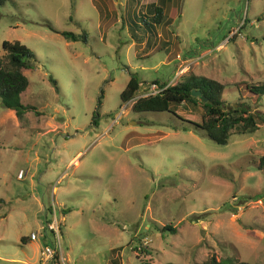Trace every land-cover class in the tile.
I'll use <instances>...</instances> for the list:
<instances>
[{
	"label": "rangeland",
	"instance_id": "rangeland-1",
	"mask_svg": "<svg viewBox=\"0 0 264 264\" xmlns=\"http://www.w3.org/2000/svg\"><path fill=\"white\" fill-rule=\"evenodd\" d=\"M155 1L0 5V43L17 40L35 57L21 98L33 109L17 120L0 103V264H43V238L20 237L42 232L51 203L67 264H192L209 254L264 264V173L255 164L264 123L220 144L187 124L198 103L176 106L181 120L132 111L148 94L143 84L119 99L129 73L167 83L192 73L223 83L234 106L235 83L264 84V0H160L149 35ZM180 60L191 61L173 78ZM242 100L264 114V95Z\"/></svg>",
	"mask_w": 264,
	"mask_h": 264
},
{
	"label": "trees",
	"instance_id": "trees-1",
	"mask_svg": "<svg viewBox=\"0 0 264 264\" xmlns=\"http://www.w3.org/2000/svg\"><path fill=\"white\" fill-rule=\"evenodd\" d=\"M4 0H0V5ZM151 23H144L149 35H156L155 24L160 22L161 8L159 5L149 3ZM144 21V20H143ZM60 34L69 40L83 39V34L78 35L70 31H60ZM129 36L136 38L135 33L131 32ZM2 50L0 56V103L3 107L13 110L14 116L20 120L26 110H32L33 107L24 104L21 98L25 93L27 86V77L25 72L34 67L35 57L33 52L17 40H2L0 43ZM48 80L56 89L55 79L48 76ZM159 87L165 84L164 81L152 79ZM149 82L138 80L133 73H129L128 80L119 92V99L123 103L132 98L140 85H147ZM240 99L233 105L225 106L226 103L221 97L224 90V84L212 78L187 74L181 80L168 84L157 93L147 94L136 97L131 105L132 111H167L171 115L181 119L175 112L176 106L193 107L197 103L200 106L199 118L197 121L186 120L187 124L197 130L200 129L212 141L223 144L232 133L243 134L253 132L257 124L264 123V114L260 112H248V105L242 100L243 96L256 101L261 95H264V84H248L243 81L235 83L239 87ZM191 90H198L205 97L206 101H201L199 97L192 96ZM34 113H39L34 110ZM94 124L95 120L92 121ZM257 169L264 173V154L260 155L256 161ZM264 206V199H263ZM168 229L171 233L174 228L169 225H162L159 230ZM28 237L21 236L20 241L25 242ZM146 252V250H145ZM192 264H248L244 261L232 257L217 258L214 254H209L200 261Z\"/></svg>",
	"mask_w": 264,
	"mask_h": 264
},
{
	"label": "built area",
	"instance_id": "built-area-1",
	"mask_svg": "<svg viewBox=\"0 0 264 264\" xmlns=\"http://www.w3.org/2000/svg\"><path fill=\"white\" fill-rule=\"evenodd\" d=\"M191 61V60H189ZM189 61L180 60L179 63L176 65L174 69L173 78L179 76L183 67H185ZM172 84L165 82L164 85L159 87L154 82H149L147 85L148 94L157 93L160 89L164 86ZM131 99V98H130ZM130 99L125 101L127 103ZM24 171L22 169H17L16 171V178L21 179L24 175ZM59 219L55 215V209L53 207V203L50 204L48 210V217L44 216L43 224L41 225L42 232L38 233L37 231H31L28 233L27 237L29 240H35L37 236L43 238V246L39 247L38 256L39 259L42 260V263L48 264H67L64 260L62 253H61V245H60V228H59Z\"/></svg>",
	"mask_w": 264,
	"mask_h": 264
},
{
	"label": "crops",
	"instance_id": "crops-1",
	"mask_svg": "<svg viewBox=\"0 0 264 264\" xmlns=\"http://www.w3.org/2000/svg\"><path fill=\"white\" fill-rule=\"evenodd\" d=\"M159 1L160 0H156L155 2H149V3H153V4H156V5H159ZM158 2V3H157ZM161 2V1H160ZM148 3V4H149ZM147 4V5H148ZM161 7V6H160ZM156 35H157V32H156ZM9 110V112H8V114L9 115H14V113H13V110H11V109H8ZM15 117V116H14ZM45 216V215H44ZM23 236H25L26 237V235H23ZM30 242V240H25V242H21V244H27V243H29Z\"/></svg>",
	"mask_w": 264,
	"mask_h": 264
},
{
	"label": "water",
	"instance_id": "water-1",
	"mask_svg": "<svg viewBox=\"0 0 264 264\" xmlns=\"http://www.w3.org/2000/svg\"><path fill=\"white\" fill-rule=\"evenodd\" d=\"M190 93H191L192 96H197V97H199V99H200L201 101H206V100H205V97H204L203 95H201L200 92H199L198 90H191Z\"/></svg>",
	"mask_w": 264,
	"mask_h": 264
}]
</instances>
